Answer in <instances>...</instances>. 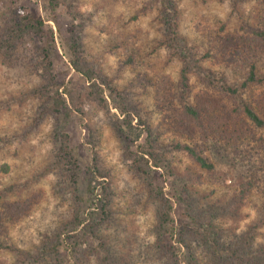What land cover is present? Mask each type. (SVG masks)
Instances as JSON below:
<instances>
[{
	"label": "rangeland",
	"instance_id": "rangeland-1",
	"mask_svg": "<svg viewBox=\"0 0 264 264\" xmlns=\"http://www.w3.org/2000/svg\"><path fill=\"white\" fill-rule=\"evenodd\" d=\"M167 1L169 6L162 0H0L3 35L17 10L43 21L40 36L0 52V213L6 206H27L17 217L0 221L5 245L0 264H99L93 252L98 236L115 264H169L171 254H159L153 246L161 197L169 204L162 242L173 247L178 264H220L211 247H225L233 233L251 231L255 245L264 242V164L258 186L240 195L248 172H242L243 179L236 173L226 177L234 172L226 165V145L203 140L195 122L182 115L180 96V70L189 54L215 83L207 85L190 72L188 104L226 106L231 98L219 83L240 86L247 67L227 61L223 44L240 52L251 31L264 27V0ZM172 7L177 39L169 43L165 25ZM42 48L50 58V74L38 64ZM255 54L256 74L264 79V51ZM71 60L97 76L87 79ZM55 88L65 102L57 110ZM239 97L264 111V83L241 88ZM226 115L224 107L221 116ZM140 119L147 121L167 169L138 147L148 135ZM250 129L264 140V127ZM60 134L67 136L68 154L61 153ZM177 142H195L214 169H202L173 149ZM58 154L64 157L56 162ZM226 202H234L236 215L222 214ZM192 208L214 223L217 244L212 233L204 239L191 236L198 227L187 215ZM91 213L97 237L83 235ZM76 215L78 223L61 231L58 250H46L53 234ZM76 251L82 252L78 262Z\"/></svg>",
	"mask_w": 264,
	"mask_h": 264
},
{
	"label": "trees",
	"instance_id": "trees-1",
	"mask_svg": "<svg viewBox=\"0 0 264 264\" xmlns=\"http://www.w3.org/2000/svg\"><path fill=\"white\" fill-rule=\"evenodd\" d=\"M162 2L164 3V5L169 6V2L167 0H162ZM168 6H166V8L169 9ZM171 11L172 14H168L169 18L166 19L167 21L165 25L168 28L167 40H170L169 43H171L172 41L176 42L177 39L175 31L176 20L174 19L176 17V11L173 9V7ZM14 18L15 20H8V22L5 24L6 33L4 32V35L0 31V52L3 51V48L5 51L9 50L11 46H14L23 38L32 37L35 35L40 36L42 34L43 21L40 18L23 14L19 10L15 12ZM251 34L253 36L248 37L250 38V42H248L247 44L244 42V44H242L240 52L232 50L234 49L232 44L230 45L231 48L229 49L228 47L230 43L227 46L226 43L223 44V53H225V55L226 49L228 50L227 54L229 57L227 58V61L235 64L244 62L247 67L246 77L244 78V81L240 84V86L231 87L226 85L224 82L219 83L220 89L225 92L226 95H228V98H231L229 101H226V106L222 103L219 107L216 106L212 108H204L206 105L202 107H197V105L188 104L185 92L187 91L188 74H190V72L195 71V73L198 74L203 81L208 83L207 85H212L215 82L213 79H211V77H208L207 75L201 73L202 68L198 64V61H196V59H192L189 54H184V65L180 70V96L183 99L181 113L185 118L189 120V122H195V124L199 128L198 131L203 137L204 141L213 143L214 139H219L222 140L224 145H226V155L229 156V158H226V165L228 167H231L230 169L234 168V172L232 171L233 175L226 174V177L234 178L236 173V179H243L244 175L242 172H248L246 182L241 183L240 195H244L245 193H247L253 186H258L259 171L262 168L261 166L264 164L263 137L261 135L256 136L252 129H250L251 127H264V111L260 109L259 104L257 102L255 105H253L252 103L247 102L239 97V92L241 88H246L247 86L249 87L256 84L261 85L264 83V79L258 77L256 74L255 64L253 62L252 57L256 55L255 53H257L258 51H264V27H256L254 30L251 31ZM246 39L247 38L245 37V40ZM41 53L42 58L38 61V64L42 67L44 72L47 71L50 74L52 68L50 65V58L48 52L46 51V49L42 48ZM71 63L76 69V71L82 73V75L85 76L87 79H92L93 77L97 76V74H94L91 69H82L81 67H79L78 62L76 60H71ZM93 86L96 89L98 99L100 101H103L101 96L102 90L95 83H93ZM54 94L55 95L52 98V105L53 108L57 110L59 106L65 105V102L62 99L61 95L58 93L57 88H55ZM262 99L264 102V98ZM231 106H234L233 112L229 113ZM224 107H226L227 114L225 118L221 116V111ZM139 122L142 125L146 126L148 135L144 140V144H141L138 147L141 149V151H143V153H147L148 155H150L154 165L164 166L162 150L155 143L152 142L151 138H149V136H151V131L147 124V121L145 119H140ZM60 138L61 153L63 152L64 154H68L66 142L67 136L65 134H60ZM173 149L178 151H184L202 169H205L207 171L214 169L213 164L209 161L206 156L201 153L200 147L197 146L195 142H193L192 145L188 143L177 142L173 144ZM63 157L64 156H60V154H58L56 156V162H59ZM242 165H244L245 168ZM164 168L167 169V167L165 166ZM94 169L99 175L103 173L100 172L97 166H94ZM241 169L243 170L240 171ZM169 171L174 173L173 170ZM235 171L240 172L237 173ZM65 173L66 172L64 170H60V172H58V174L60 175H64ZM88 189L92 190V187L88 185ZM107 194L108 192L105 195ZM157 194L160 195V191L157 192ZM160 200V206L156 211L154 225L152 227V232L155 236V242L153 246L157 248L156 250L159 254L163 250H165V253L171 254L173 260L168 261L169 264H178L176 257H174L175 253L173 251V247H168L166 245L164 246V243L162 242V236L166 231V223L168 222L169 204L162 197ZM233 203L234 202H226V205L222 204L220 206L223 211L222 214H226V216L236 215L237 208L236 206H233ZM6 207L7 208L5 209V211L0 213V221L6 216H8L9 218H15L27 209V206H23L22 210L20 208L12 210L9 206ZM101 209H103V206L101 207ZM186 211L192 223L198 226L196 228V231L189 232L191 236L201 237L204 239L208 237L209 233H212V242L217 244V239L219 240V233L218 229L211 221V219H207V215H205L203 211L199 209L197 210L195 208H192ZM211 215V217L213 218L215 216V213ZM90 217L92 218L90 222L83 227V235L91 234L92 236L97 237L96 230L99 226L94 219V213H91ZM78 221L79 220L76 215L70 222L66 223L59 231L53 234V240L49 241L46 250H48L49 252L57 251L58 247L61 245V231L67 229L70 225H76ZM203 227H205V229L202 232L201 228ZM250 232L251 231H246L243 233L240 232L238 234L233 233L231 235L233 241H226L225 247L221 245L217 248L211 247L212 254L214 255L216 253L215 257L220 261V264H264V242L260 243L259 245H255L253 243L254 236ZM181 233H184V229L179 231V239L183 241ZM98 242L99 243L97 244V247L93 249V252L98 256V263L115 264L117 261H111V259L109 258V251L108 253H103V249L106 246L103 239L99 238V236ZM3 247H5V245L0 242V248ZM80 253L82 252H75V262L79 259ZM191 253L192 259H194L192 249ZM190 264L193 263L190 262Z\"/></svg>",
	"mask_w": 264,
	"mask_h": 264
}]
</instances>
